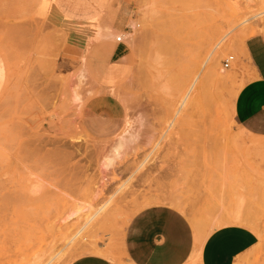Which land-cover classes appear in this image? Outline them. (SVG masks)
I'll return each mask as SVG.
<instances>
[{
	"label": "rangeland",
	"instance_id": "obj_1",
	"mask_svg": "<svg viewBox=\"0 0 264 264\" xmlns=\"http://www.w3.org/2000/svg\"><path fill=\"white\" fill-rule=\"evenodd\" d=\"M46 4L0 0V264H44L54 254L50 264H70L99 248L116 264H133L128 229L150 208L173 210L195 230L202 221L203 240L227 224L248 226L259 243L240 264H264V135L246 130L235 113L251 78L242 46L264 38V0ZM107 30L126 35L107 39ZM223 37L213 60L219 81L192 89L174 118L188 81L173 77L203 75ZM165 40L178 48H162ZM126 117L140 145L119 149L106 167ZM109 198L106 212L70 241L83 220L67 215Z\"/></svg>",
	"mask_w": 264,
	"mask_h": 264
},
{
	"label": "crops",
	"instance_id": "obj_2",
	"mask_svg": "<svg viewBox=\"0 0 264 264\" xmlns=\"http://www.w3.org/2000/svg\"><path fill=\"white\" fill-rule=\"evenodd\" d=\"M42 5L48 6L46 0H42ZM243 47L251 66V78L237 95L235 113L246 130L264 135V38L250 36ZM199 221L194 222L197 231L201 229L196 226ZM196 230L173 210L147 209L133 219L128 229L129 259L133 264H240L259 243L257 232L241 224L218 227L204 240ZM70 264L116 263L96 253L86 254Z\"/></svg>",
	"mask_w": 264,
	"mask_h": 264
},
{
	"label": "bare ground",
	"instance_id": "obj_3",
	"mask_svg": "<svg viewBox=\"0 0 264 264\" xmlns=\"http://www.w3.org/2000/svg\"><path fill=\"white\" fill-rule=\"evenodd\" d=\"M172 24V23H171ZM170 24V25H171ZM114 29V28H113ZM108 31V30H107ZM105 31V33L102 35L104 38H113L116 37L117 39L120 37H122L123 35H126L125 32L120 31L119 33H116V30H110V31ZM107 32V33H106ZM99 34V33H98ZM100 36V35H99ZM98 39V38H97ZM167 39V38H166ZM225 40V37L221 38L216 44H214V46H212V48L209 50L208 55L206 56V59L204 61V69L206 71H204L203 75H201L202 73L199 72H192L193 70L190 71H184V73H180L178 75H176L175 77H173V82L177 83H182V82H186V80L188 81L187 85L185 88H187L186 92H184L181 100L178 102L175 111H174V118H179L182 114V110L189 98L190 92L192 89H196L197 87H199L200 92L202 90V87L204 85L205 81H209L211 83H217L219 81V77H220V73L218 72V69L216 67V64H214L213 60H216L219 57V54H221V50L219 51V47L220 45L223 43V41ZM168 41V40H165ZM179 43V42H178ZM230 44H232L231 42H224V46H229ZM162 48L169 50V51H173L175 48H178L176 44H173L172 42L168 41L166 43H163ZM179 46V45H178ZM242 53L244 56H246L245 51H244V47L242 46ZM85 61V60H84ZM85 63V62H84ZM83 63V64H84ZM193 63V62H192ZM195 65H197L196 63H194ZM192 64V65H194ZM83 68V66H82ZM188 68V67H187ZM201 70V69H200ZM203 71V70H202ZM201 71V72H202ZM219 71H221L219 69ZM224 72V71H221ZM185 74V77L183 78ZM224 75V74H223ZM222 77V75H221ZM78 78L81 81H85L87 79V73L84 70H81L79 73ZM80 82V81H79ZM179 85V84H178ZM214 85V84H213ZM208 90V89H207ZM209 91V90H208ZM75 94V93H74ZM78 94V93H77ZM119 94V93H118ZM204 94V92H203ZM79 95V94H78ZM78 95L76 96L77 98ZM207 95V94H206ZM205 95V96H206ZM76 98V99H77ZM81 98V97H80ZM208 98V97H207ZM121 99V98H120ZM200 99V97H199ZM204 100V98H203ZM202 100V101H203ZM209 104V102H208ZM173 108V107H172ZM172 118V117H171ZM172 120V119H171ZM170 120V121H171ZM176 120V119H175ZM140 124H143V119L141 118L139 120ZM178 122V119H177ZM173 122L170 123L169 126L173 125ZM175 125V124H174ZM173 125V126H174ZM138 126V125H137ZM172 127V126H171ZM170 128V127H169ZM134 121L131 119H126V123L124 125V127L121 129L122 132L120 134V136L118 137L116 143L114 144V151H116V155H111V156H106V161H104L102 164L106 167H109L111 164H114V161L117 157H121L122 153L119 151V149L123 148V147H128L129 149H134L135 146L140 145V139H142L140 131H138L137 129L134 130ZM77 139V138H76ZM146 139V138H144ZM149 140V139H148ZM146 140V142L148 141ZM77 141L79 142L80 140L77 139ZM139 141V142H138ZM159 142V141H158ZM155 145V144H154ZM157 145V144H156ZM78 150V149H77ZM153 151V149H152ZM152 151H150V153H148L143 160L141 161V165H143V163L145 162V160L148 158V156L152 153ZM81 154V153H80ZM93 157V156H92ZM140 165V166H141ZM117 170V169H116ZM125 183H122V186H124ZM122 187L118 188V190L116 192H119V190ZM116 194V193H115ZM118 194V193H117ZM111 198H114L113 196ZM111 198H109L107 201H105L103 204L101 205H96V204H92L88 202V205H82V206H78L76 207L74 210H72L66 217V221L69 219H72L73 217H82V223L81 226L76 230V232L74 234L71 235L70 237V241L75 240V238H79L80 236H82V234L84 233L85 230H87L92 224L93 222L98 219L102 214H104L108 208L109 203H111ZM165 198V197H164ZM173 198V197H172ZM159 199V198H158ZM163 199V198H162ZM172 200V199H171ZM175 200V199H174ZM174 200L172 202H174ZM169 201V200H167ZM177 201V200H176ZM166 202V201H165ZM178 202V201H177ZM182 204V203H181ZM178 206V204H177ZM252 220V219H251ZM241 221V220H240ZM208 224V223H207ZM196 226L198 228H202L203 226V222L199 221L196 222ZM96 253L102 254L107 256V251L99 248V249H95ZM51 255V254H50ZM59 255V253L57 254ZM56 256V254L52 255L44 264H50L52 262V260L54 259V257ZM33 257V256H32ZM49 257V256H48ZM39 260V259H38ZM36 263V262H34ZM33 263V264H34Z\"/></svg>",
	"mask_w": 264,
	"mask_h": 264
},
{
	"label": "built area",
	"instance_id": "obj_4",
	"mask_svg": "<svg viewBox=\"0 0 264 264\" xmlns=\"http://www.w3.org/2000/svg\"><path fill=\"white\" fill-rule=\"evenodd\" d=\"M121 40H122V37L121 38L119 37L118 41H121ZM234 59H235V56L232 54H230L227 58H225L223 61L224 68L225 69L229 68L231 64L233 63Z\"/></svg>",
	"mask_w": 264,
	"mask_h": 264
}]
</instances>
